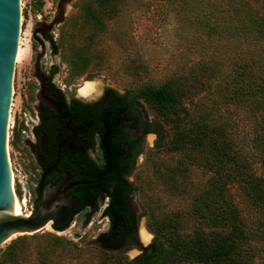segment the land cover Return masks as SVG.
<instances>
[{
  "label": "trees",
  "instance_id": "16d2710c",
  "mask_svg": "<svg viewBox=\"0 0 264 264\" xmlns=\"http://www.w3.org/2000/svg\"><path fill=\"white\" fill-rule=\"evenodd\" d=\"M124 1L81 0L66 39L71 54L64 59L73 65L104 59L101 43ZM167 1L189 9L190 18L209 37L249 35L264 42V14L244 0ZM70 38L78 41L71 43ZM214 47L190 66L139 89L165 115L166 125L147 117L142 121L157 136L155 149L165 153L152 161L155 176L169 193L187 198L188 205L160 215L147 209L153 241L133 258H117L122 236L133 228L126 198L133 185L127 189V181L114 171L113 182L103 185H111L113 227L96 264H264V51L225 54ZM128 67L140 74L143 64L131 62ZM71 111L78 116L76 109ZM70 155V150L62 151L53 171L62 176ZM195 168L206 176L198 183L193 180ZM100 192L81 187V207H93ZM20 237L1 253L0 264H19ZM83 251L73 240L53 234V262L43 258L41 264H66L60 256L78 257Z\"/></svg>",
  "mask_w": 264,
  "mask_h": 264
},
{
  "label": "rangeland",
  "instance_id": "374dc122",
  "mask_svg": "<svg viewBox=\"0 0 264 264\" xmlns=\"http://www.w3.org/2000/svg\"><path fill=\"white\" fill-rule=\"evenodd\" d=\"M80 1L71 0L64 21L52 27L49 23L57 13L59 0H43L42 5H39V0H21V55L16 58L14 70L8 152L14 189L22 212L30 209L25 204L28 195L23 186L25 182H35L39 175L32 143L36 141L33 128L40 99L41 73H52L53 70V81L63 88L68 98H97L106 86L136 96L142 103L141 110L145 117L166 125L163 111L153 99L139 91L141 87L147 83L161 82L171 72L190 66L207 50L215 49L214 45L225 54H238L241 50L264 51V42H256L249 35L222 40L209 37L201 24L190 18V10L181 4L172 5L167 0H125L121 15L110 23L101 43L100 51L104 59L93 57L88 65L83 62L73 65L64 59L71 54L65 46L70 30H74L70 23L79 12ZM244 1L253 11L264 14V0ZM77 41L70 38L71 43ZM131 62L143 64L140 74H136L135 69H129ZM89 82L97 84L98 88L91 89L93 92L87 95L83 90ZM156 138L155 133L146 135L144 152L138 158L137 167L128 176L133 184L131 203L139 215V236L145 245L150 244L155 235L149 227L147 209H154L160 215L185 209L188 205L187 198L169 193L155 176L152 161L165 156L162 150L155 149ZM205 177L200 168H195L194 182L198 183ZM104 207L105 204H99L96 208L79 213L64 230L49 224L34 233L17 234L0 246V255L8 244L21 236L17 243L19 264H41L43 258L53 262L55 234L73 240L84 248L78 257L70 254L60 256L61 262L96 264L100 259V248L103 247L99 236L110 226ZM120 251L121 255L117 258L126 259L139 255L142 249L134 246Z\"/></svg>",
  "mask_w": 264,
  "mask_h": 264
},
{
  "label": "flooded vegetation",
  "instance_id": "af4514ba",
  "mask_svg": "<svg viewBox=\"0 0 264 264\" xmlns=\"http://www.w3.org/2000/svg\"><path fill=\"white\" fill-rule=\"evenodd\" d=\"M40 77V99L33 128L36 141L32 143L39 175L35 182H25L23 186L26 196L28 195L25 204L30 209L33 208L43 185V178L44 185L50 184L53 187V184L65 177L66 172L71 173L73 181H78L67 190V196H75L80 200L78 192L81 187L87 186L92 191L101 188L95 205L84 208L80 205L73 212L72 220L85 210L105 204L104 213L109 218L110 226L99 236V241L104 246L105 242H110L108 233L113 224L109 213L111 195L108 190L111 185H108V189H104L103 185L113 182L114 171L127 181V189L133 185L128 176L137 167L138 158L144 152L146 135L153 132L146 131V125L142 122L146 117L141 107L138 108L134 103V96L131 94L106 86L97 98H68L63 88L53 81V70L52 73H41ZM71 109H76L78 116ZM53 148L57 149V158L59 153L61 158L62 151L71 152L70 166L65 168L62 176L53 171L55 167L48 170L53 166ZM132 190L127 192L126 198L132 212L133 228L122 236V243L117 250L138 246L144 251L149 244L143 248L140 240L139 215L130 199ZM61 200L60 197L59 201Z\"/></svg>",
  "mask_w": 264,
  "mask_h": 264
},
{
  "label": "water",
  "instance_id": "95a60500",
  "mask_svg": "<svg viewBox=\"0 0 264 264\" xmlns=\"http://www.w3.org/2000/svg\"><path fill=\"white\" fill-rule=\"evenodd\" d=\"M71 0H59L58 10L50 26L64 21ZM21 0H0V246L17 234L34 233L49 223L58 230L66 229L73 212L81 202L67 196V190L78 181L66 172L65 177L51 187L43 185L32 209L18 213L20 199L13 184V171L8 152V127L13 95L15 63L21 32ZM57 160L48 170L54 168ZM62 198L59 201V198ZM147 245L143 244V248Z\"/></svg>",
  "mask_w": 264,
  "mask_h": 264
},
{
  "label": "bare ground",
  "instance_id": "6f19581e",
  "mask_svg": "<svg viewBox=\"0 0 264 264\" xmlns=\"http://www.w3.org/2000/svg\"><path fill=\"white\" fill-rule=\"evenodd\" d=\"M21 55V49L18 48V53H17V56L19 58V56ZM95 88H98V85L95 84V83H87L86 87L84 88V94H87L89 95L91 92H93L91 89H95ZM22 212V206H21V203H19V208H18V213ZM47 226H49V223L47 224ZM143 237L145 238V240L148 239L147 235L143 232Z\"/></svg>",
  "mask_w": 264,
  "mask_h": 264
}]
</instances>
